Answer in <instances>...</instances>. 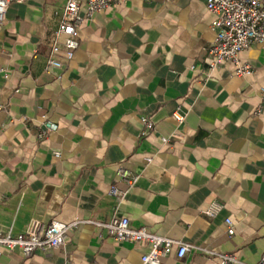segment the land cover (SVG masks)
<instances>
[{"label":"crops","instance_id":"1","mask_svg":"<svg viewBox=\"0 0 264 264\" xmlns=\"http://www.w3.org/2000/svg\"><path fill=\"white\" fill-rule=\"evenodd\" d=\"M67 1L13 3L0 30V232L20 234L32 220L125 217L134 229L196 246L164 264H218L205 249L259 264L264 43L239 54L252 75L236 76L231 62L210 70L207 0H120L86 20L74 59L47 73ZM144 117L154 123L146 136ZM46 123L55 130L40 141ZM120 167L140 175L122 199L109 194L127 190ZM215 202L222 209L209 217ZM148 251L85 224L59 249L3 251L0 264H141Z\"/></svg>","mask_w":264,"mask_h":264},{"label":"built area","instance_id":"2","mask_svg":"<svg viewBox=\"0 0 264 264\" xmlns=\"http://www.w3.org/2000/svg\"><path fill=\"white\" fill-rule=\"evenodd\" d=\"M25 0H0V30L2 29L6 13L13 3H22ZM120 0H87L86 11L81 14L80 0H68L61 17V23L54 33L51 51L45 65L47 73L62 70L65 65L74 59L76 51L80 47L79 30L86 20L92 19L96 14L119 4ZM207 9L214 15L212 28L216 33L215 41L209 50L210 70L217 69L225 62H231L234 66V74L238 77L250 76L252 67L241 62L239 54L249 49L254 44L264 43V1L263 0H207ZM7 77V75H5ZM58 75L57 79L61 80ZM264 101V95L262 96ZM261 108H257L254 114L258 115ZM176 119L182 123L184 118L176 114ZM142 122V135L146 136L154 130V123L150 118L144 117ZM55 130V126L46 123L38 133V139L43 141L48 134ZM167 144L168 139L163 138ZM59 155V154H57ZM151 161V158L148 159ZM119 180L126 184L127 190L121 191L116 186L110 189L113 197L124 198L134 188L140 175L134 174L125 167L117 170ZM222 206L213 203L206 214L215 217ZM228 224V234L235 233L231 220ZM90 224L104 230L108 236L117 242L139 243L145 242L149 251L141 257V264H164L173 251L178 258H184L196 246L165 236L149 233L146 228L134 229L128 218L113 217L108 222L94 220H75L70 223L52 220L48 224L32 220L26 230L14 235L10 230L0 232V254L3 251L12 252L20 250L24 256L29 257L38 251L50 253L63 247L68 234L81 225ZM203 252L215 259L218 264H247L234 253H220L213 250ZM259 264H264V255Z\"/></svg>","mask_w":264,"mask_h":264}]
</instances>
